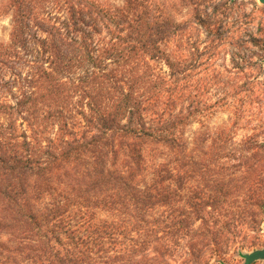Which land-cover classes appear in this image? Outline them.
<instances>
[{
    "label": "trees",
    "instance_id": "1",
    "mask_svg": "<svg viewBox=\"0 0 264 264\" xmlns=\"http://www.w3.org/2000/svg\"><path fill=\"white\" fill-rule=\"evenodd\" d=\"M27 1L12 0L19 11L0 64L25 43ZM70 13L79 47L71 60L56 57L64 70L72 60L93 69L80 85H93L94 97L80 102L79 120L65 114L59 84L0 100V264H207L209 253L224 255L240 223L262 224L264 142L234 143L220 130L188 150L190 118L174 112L169 86L180 72L159 44L166 25L150 28L143 0H80ZM103 28L109 40L95 43ZM148 61L164 62L172 82Z\"/></svg>",
    "mask_w": 264,
    "mask_h": 264
},
{
    "label": "rangeland",
    "instance_id": "2",
    "mask_svg": "<svg viewBox=\"0 0 264 264\" xmlns=\"http://www.w3.org/2000/svg\"><path fill=\"white\" fill-rule=\"evenodd\" d=\"M90 1L106 6L124 4V0ZM143 1L150 28L157 22L166 25L167 33H160L159 44L180 72L179 80L169 86L177 94L174 112L190 118L184 129L188 150L220 130L231 132L234 143L249 137L264 142V5L257 0ZM27 4L30 15L24 17L21 33L25 43L17 49V56L0 64V86L8 83L12 90L0 93V100L13 103L22 91L46 96L48 85L59 84L65 114L79 120L80 102L94 97L93 85H80V78L93 69H80V62L72 60L71 67L64 70L56 56L65 55L66 61L76 56L80 31L70 24V10L80 11V0H31ZM18 11L12 0H0V46L10 43L12 19ZM65 24L70 27L64 28ZM109 38L106 28L93 34L95 43ZM148 63L153 76L172 82L164 62ZM45 72L52 74L49 83ZM72 109L74 112L67 113ZM248 223L246 219L236 228L224 255L211 257L209 253L207 264H243V255L264 249L263 220L259 227Z\"/></svg>",
    "mask_w": 264,
    "mask_h": 264
},
{
    "label": "water",
    "instance_id": "3",
    "mask_svg": "<svg viewBox=\"0 0 264 264\" xmlns=\"http://www.w3.org/2000/svg\"><path fill=\"white\" fill-rule=\"evenodd\" d=\"M257 1L259 4L264 5V0H257ZM262 210H263V227H264V206ZM242 258L244 259L243 264H254L258 261L264 262V249L254 250L249 254L243 255Z\"/></svg>",
    "mask_w": 264,
    "mask_h": 264
}]
</instances>
